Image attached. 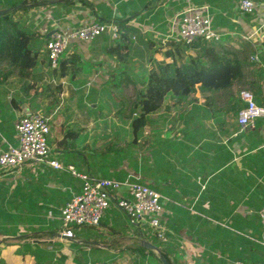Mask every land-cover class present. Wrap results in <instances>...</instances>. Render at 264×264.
Instances as JSON below:
<instances>
[{"label": "crops", "instance_id": "0c3cea01", "mask_svg": "<svg viewBox=\"0 0 264 264\" xmlns=\"http://www.w3.org/2000/svg\"><path fill=\"white\" fill-rule=\"evenodd\" d=\"M49 1L30 12L46 37L55 28L69 30L99 16L127 19L130 60L121 68L127 72L109 71L115 57L107 49V34L71 41L63 57L80 55L82 72L58 78L44 69L39 93L25 91L18 78L5 79L3 68L0 153L17 144L20 116L39 112L49 120V143L61 163L95 176L139 179L161 194L169 241L157 242L169 264L264 263L259 213L264 208V116L245 129L237 121L244 106L241 90H250L264 104V0H253L252 14L241 12L242 0H76L72 10ZM189 6L207 12L223 34L221 41L208 43L204 65L239 59L240 74L225 89H197L185 99L169 92L134 140L123 86L132 85L136 92L144 87L148 71L138 73L135 60L142 58L138 61L148 70L154 60H164L167 40L179 41L178 21ZM198 50L186 47L184 58ZM81 187L80 178L47 164H26L18 171L0 167V264H151L147 251L154 250L133 249L150 240L142 239L140 229L114 204L98 226L79 227L73 240L60 235L59 219L47 213L60 214ZM156 253L160 259L162 252Z\"/></svg>", "mask_w": 264, "mask_h": 264}, {"label": "built area", "instance_id": "2783aa9c", "mask_svg": "<svg viewBox=\"0 0 264 264\" xmlns=\"http://www.w3.org/2000/svg\"><path fill=\"white\" fill-rule=\"evenodd\" d=\"M240 10L252 14L257 8L253 0H242ZM108 33L117 39L120 29L116 23L85 22L83 25L64 30L55 28L47 39L45 50L53 69L60 66L62 57L69 49L71 41H93ZM223 34L212 25V20L202 8L189 6L182 11L178 21L179 41L193 43L198 40L219 42ZM260 61L259 56H252ZM240 100L244 106L238 112V124L247 128L255 119L264 116V104H258L254 94L243 89ZM17 144H10L0 153V167L6 170H21L26 164H47L56 169L68 170L82 181L80 192L74 194L55 215L49 210L51 220L59 219L60 231L69 239L76 238V228L98 226L105 211L113 204L126 212L132 227L140 229L148 238L153 235L163 243L169 241L168 228L163 222L164 205L161 194L139 179L117 180L95 176L78 170L74 165H65L53 156L49 143L51 125L48 118L39 112L27 113L16 123ZM125 192L127 195H120ZM264 225V208L259 212ZM151 238V237H150ZM264 264V263H262Z\"/></svg>", "mask_w": 264, "mask_h": 264}, {"label": "trees", "instance_id": "16d2710c", "mask_svg": "<svg viewBox=\"0 0 264 264\" xmlns=\"http://www.w3.org/2000/svg\"><path fill=\"white\" fill-rule=\"evenodd\" d=\"M59 1L71 10L75 8L76 0ZM42 4L48 5L50 1L0 0V10L6 11L0 15V65L6 64L7 68L3 72V77L5 79L18 78L19 82L25 83L23 85L25 91L35 89L36 93H39V89L43 88V84L38 86L37 84L42 80L44 69H46V73L55 74L58 78L65 76L74 78L82 72V58L78 54L62 57L57 69L51 67L48 52L45 50L48 37L37 30L38 26L33 19L34 14L30 15L32 7L42 6ZM18 6H21L20 9H16ZM83 6L91 7L95 13H98L93 4L85 2ZM19 12H22L24 16H17ZM96 22H113L118 25L120 35L117 39H113L108 33H105L108 35L109 42L107 49L118 62L122 65L126 64L129 61L132 42L129 36L132 30L127 27V19L99 16ZM208 43L203 39L193 43L167 40L165 51H163L165 59L152 62L148 70L146 84L137 92L135 100L131 102L130 116L132 117L131 128L134 140L139 138L141 130L150 123V115L160 110L163 100L169 92L174 91L178 98L185 99L197 89L202 91L225 89L238 78L242 63L239 59L227 61L225 64L216 61L215 66L211 67L204 65L202 58L210 46ZM186 47H199V50L195 56L191 54L189 58L185 59L183 53ZM118 71L127 72L126 69ZM32 80H34V84L30 83ZM115 83H119V81ZM6 231L8 232V230ZM144 233L140 230L139 235L142 239L150 240L160 247L155 236L151 235V238H148ZM160 248L162 254L168 259L165 247L161 246ZM133 249L138 252L147 251L140 244ZM127 251L132 252L129 248ZM147 252L151 254V264H162L156 252ZM128 262L131 263V261Z\"/></svg>", "mask_w": 264, "mask_h": 264}, {"label": "rangeland", "instance_id": "374dc122", "mask_svg": "<svg viewBox=\"0 0 264 264\" xmlns=\"http://www.w3.org/2000/svg\"><path fill=\"white\" fill-rule=\"evenodd\" d=\"M141 59L142 58H140V57L138 58V60H141ZM112 60H113V63H110L109 71L110 70H117L118 71V70H120L123 67L122 63L118 62L115 58L112 59ZM138 60H135V66H136L135 69H136V71L138 73H140V74L141 73H144V72H147L148 71V68L145 67V64H141ZM160 60H162V59H160ZM125 67H127V66L125 65ZM3 68H6V65L5 64L1 65L0 70H2ZM136 90L137 89L134 88V86H132V85L131 86H128V87L127 86H123V92H122V94H123V97H124V103H126L128 106H131V102L136 98V93H137ZM113 108L115 109V107H113ZM111 110H113L112 107H111ZM127 131H128V129H127ZM78 228L79 227H77L76 230ZM162 248H164V247L162 246Z\"/></svg>", "mask_w": 264, "mask_h": 264}, {"label": "water", "instance_id": "95a60500", "mask_svg": "<svg viewBox=\"0 0 264 264\" xmlns=\"http://www.w3.org/2000/svg\"><path fill=\"white\" fill-rule=\"evenodd\" d=\"M21 6H18L16 9H19ZM6 11H4V10H0V15H2V14H4ZM62 237H65L66 238V236L65 235H63V234H60ZM67 239H69V238H67ZM69 240H73V239H69ZM142 245L145 247V248H147V249H149V250H154V251H156V252H158L159 254H160V248L158 247V246H156L154 243H152V242H150V241H146V240H143L142 241ZM160 260L162 261V263L163 264H169V262L167 261V259L165 258V256L164 255H160Z\"/></svg>", "mask_w": 264, "mask_h": 264}]
</instances>
